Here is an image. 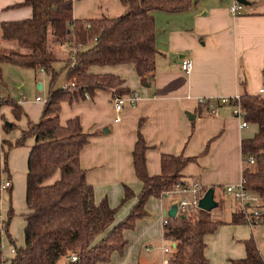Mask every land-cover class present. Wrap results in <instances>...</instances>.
Instances as JSON below:
<instances>
[{"label":"trees","instance_id":"obj_1","mask_svg":"<svg viewBox=\"0 0 264 264\" xmlns=\"http://www.w3.org/2000/svg\"><path fill=\"white\" fill-rule=\"evenodd\" d=\"M119 1L125 8L119 16L75 19L72 0H23L10 8L31 7L32 17L1 24L2 38L12 42L15 49L0 48V86L5 84L2 67L5 62L51 75L49 96L38 122L30 119L22 104L0 93V109L9 107L13 117L12 121L0 113L3 132L7 135L14 130L21 132L15 141L0 142V178L8 171L7 152L24 147L30 139L34 141L28 157L24 240L18 246L9 236L16 253L11 264H59L62 259L64 264H109L112 255L123 253L127 245L124 231L135 229L138 221L149 216L146 210L149 199L161 198L171 190L182 180L183 170L194 162V158L182 154L163 155L161 174L150 176L146 158L149 147L139 134L133 164L143 187L127 218L110 230L118 210L107 200L96 203L94 188L80 165V154L91 135L83 131L79 118L61 124L62 105L86 101L85 93L92 97L98 91L111 92L113 97L132 93L119 76L95 73L94 68L133 65L141 83L153 85L159 54L154 13H180L195 4L192 0ZM51 43L69 50L63 69L67 85L62 88L55 85L59 74L54 65L58 58L51 52ZM72 53L76 62L71 59ZM235 104L231 99L229 105ZM239 104L244 112L243 121L257 126L252 138L241 141L243 159L250 156L255 161L252 168L243 165L242 181L244 188L260 196L264 203V97L243 93ZM201 106L207 107L208 103ZM24 120L26 125L22 128L20 123ZM212 141H208L207 147ZM57 173L60 178L48 183ZM134 197L132 189L126 187L122 206ZM13 216L11 208L5 232ZM261 222L264 224V212ZM224 224L212 220L211 214L202 210L183 219L168 218L163 238L175 245L170 264H208L205 239ZM228 224H247V220L239 211L232 214ZM2 241L0 229V264L4 263ZM243 245L245 258L231 260L232 264H264L253 238ZM73 257L77 260L73 261Z\"/></svg>","mask_w":264,"mask_h":264},{"label":"crops","instance_id":"obj_2","mask_svg":"<svg viewBox=\"0 0 264 264\" xmlns=\"http://www.w3.org/2000/svg\"><path fill=\"white\" fill-rule=\"evenodd\" d=\"M192 1L195 4L184 12L154 13L159 54L153 85L144 86L133 65L94 68L95 73L119 76L132 93L140 94V101L135 107L126 106L121 113H116L113 94L104 91H98L91 101L62 105L61 124L66 125L69 120L79 118L83 131L91 135L89 143L80 154V165L87 172V182L94 188L96 203L107 200L112 208L119 210L116 214L119 218L121 213L126 216L136 205L143 187L133 164V151L139 134L149 147L146 158L150 176L161 174L163 155L182 154L194 158V162L183 170L182 180L188 182L196 179L204 189L213 188L214 200L216 191L218 193L217 202L230 198L222 193L226 185H238L242 181L244 159L241 155V141L252 138L257 132V126L248 123L246 128L241 129V121L234 116L232 106L220 104L218 100L240 97L243 93L255 96L264 88V0L261 3L245 0L247 4L238 16L229 13L232 0ZM21 3L23 0H0L2 49L14 47V44L2 38L1 24L32 17L31 7L10 8ZM124 10L119 0H77L73 4L75 19L116 17ZM183 59L192 61V69L188 74L181 70ZM201 99L206 100L204 104L208 103L207 107L201 106ZM35 102L41 108L34 110L37 105L35 103L23 106L30 119L38 122L45 100ZM9 110V107L3 106L0 113L13 121ZM187 114L194 116V119H189ZM25 125L26 120L20 123L22 128ZM20 133V130L12 131L8 135L9 140L15 141ZM5 137L1 132L0 142ZM211 139L213 141L207 147ZM33 143V139H30L24 147L7 152L8 171L3 174L2 182L9 180L12 187L0 194L7 195L10 201V208L6 205V211L2 205L0 216L8 223L11 208L14 210L13 218L19 215L23 226L21 241L24 240L25 228L23 215L27 212L28 157ZM59 178L60 173H57L48 183ZM126 187L132 189L135 197L122 208L121 201ZM162 197L165 198L164 194ZM0 200L3 204L6 202L1 197ZM15 200H18V209L14 207ZM232 201L234 206L222 203L221 208H230L227 220L216 219L213 217L214 210L210 212L212 220L226 224L205 239L208 264H232L231 260L245 258L243 242L250 238H253L261 254L255 236V228L259 225L249 227L247 224H228L232 214L237 211L238 203ZM154 202L155 198L151 197L146 205L148 212ZM160 206L161 218H164L170 202L162 201ZM152 219L148 216L140 221L149 220L145 222L149 228ZM10 224L8 232L3 234V240L6 235L11 260L8 262L3 253V264H11L15 257L9 239ZM145 252L150 253L147 250ZM116 255H112L109 264H117V260H114ZM135 256L131 252L128 254V257ZM261 256L264 259V253ZM126 261L127 258L120 264H127ZM133 264H140V261Z\"/></svg>","mask_w":264,"mask_h":264},{"label":"rangeland","instance_id":"obj_3","mask_svg":"<svg viewBox=\"0 0 264 264\" xmlns=\"http://www.w3.org/2000/svg\"><path fill=\"white\" fill-rule=\"evenodd\" d=\"M255 1L261 3L263 0H255ZM50 48L53 56L58 58V61L54 65L55 72L59 74L55 84L56 88L65 87L67 85V81H66V72L63 71V69L66 66V57L68 56L69 50L65 49V47L63 46L54 43L50 44ZM5 49L9 51L10 49H15V47H7ZM2 67L4 72L5 84L0 86L1 95L3 97H9L18 103L19 102L23 103L22 105L24 106L35 103L37 105H35V107L33 108L34 110L41 108L40 104L36 103L35 100L38 96L44 99L45 102L48 99L49 91H50L51 75L45 73L44 71L39 72V71H35L34 69L23 68L11 62H5L2 65ZM40 87H42L41 90ZM9 115H11L10 110H9ZM1 132L2 134H4V137L6 136L4 139H9L8 135L3 132L2 125L0 127V133ZM250 168H252V166H250ZM3 176L4 175H2V177L0 178L1 184L4 178ZM1 192L2 191L0 190V194ZM215 195H216L215 200L217 202L218 201L217 191ZM0 197L6 201L3 204V202H1L0 200V210L3 205L4 206L3 210L6 211L8 205L10 208L9 198L4 193ZM162 201L166 203L167 199H165L164 197L155 198V202L151 206V211L148 212V210L146 209L149 216L153 218L151 220L149 228L146 227L145 222L149 221L150 219L144 222L139 221L137 223L136 228L133 230L124 231V238L127 240V245L123 253L115 252V254L117 255L116 257H114V260H117L116 262L117 264L122 263V260L126 258H127L126 261L127 264H133L135 261L136 263L140 261V264H146V263L162 264L163 260L167 258V255L163 253V248L170 246V241H167L163 238V216L161 218V206H160ZM17 203L18 200H15L13 202L14 207L16 209H18ZM217 203H218V208L214 209L213 217L220 220H227V218H229L230 216V211H229L230 208H225V209L221 208L222 203H224L225 206H234V202L232 201V199L227 198L224 202L223 200H220V202ZM236 205L237 206L235 211L237 210L236 212L241 211L243 213L241 206L239 204ZM125 206L126 204H124L122 208H124ZM129 213L126 216H124L123 213H121L120 218L116 216V219L112 224V226L110 227V230L113 229L115 226L119 225L122 221H124L129 215ZM260 224L261 225L255 228V236L259 245V249L262 254L264 253V224L262 222ZM9 231L12 239L17 244L18 243L21 244L23 241V240L21 241L23 226L18 214L16 215L15 218H13L10 224ZM101 240L102 238L99 241ZM146 248L150 249L149 254L145 252L147 250ZM3 249H4L3 253L6 256L5 259L8 260V262H10L11 253L6 235L4 236V240H3ZM129 252H131L132 255H136V256L134 258L128 257ZM128 259L130 260V262H128ZM8 262H6L5 264H9ZM59 264H64V259H62ZM111 264H114V262H112Z\"/></svg>","mask_w":264,"mask_h":264},{"label":"built area","instance_id":"obj_4","mask_svg":"<svg viewBox=\"0 0 264 264\" xmlns=\"http://www.w3.org/2000/svg\"><path fill=\"white\" fill-rule=\"evenodd\" d=\"M72 1L75 2L77 0H72ZM243 8L244 5L240 4L237 0H232V4L229 8V13L231 16H238L242 14ZM69 47L71 48V50H73L71 44L69 45ZM70 56L73 62H76L75 53H72ZM191 69H192V61L190 59H183L181 61V70L184 73L188 74L191 71ZM258 95L264 97V88H261L258 91ZM84 96L86 101H91L93 99V97L89 93H85ZM140 98H141L140 94L136 92L125 96L114 97L113 104L116 113H121L126 106L135 107L140 101ZM231 99H234L236 101V104L232 106L233 114L241 121L240 128L244 129L247 127V123L242 119L244 112L239 104V97L221 98L218 100V103L229 105ZM36 101L40 102L42 101V98L37 97ZM200 102L202 104L206 102V100L201 99ZM116 121H119V118H116ZM254 163L255 161L253 157L250 156L246 157L243 162L245 166H249V167L253 166ZM11 187H12L11 181L9 180L4 181L0 185V190L3 191ZM206 191L207 190L204 189L201 186L200 182L196 179H191L188 182L181 180L177 182L171 190L166 191L164 193V196L167 199V201L170 202V206H172L173 204L177 206V216L178 215L189 216L192 212L200 210L198 208L199 201L203 197ZM222 193L224 196H228L233 200H235L241 206L243 210V214L245 215L247 220V225L249 227L260 225L261 216L262 213L264 212L263 200L257 194L251 193L249 192V190H246L244 188L243 181H241L238 185H226L223 188ZM170 206L168 210L170 209ZM168 218H169L168 216L164 215L163 218L164 226L168 224ZM6 225H7L6 220L0 216V229L2 231V234H4L6 230ZM174 247H175L174 244L172 245L170 244V246L163 248V253L167 255V258L163 260L162 264H170L169 256L173 252ZM2 249H3V245H2ZM147 251H150V249L148 248ZM12 252L16 254L14 249L12 250ZM72 260L76 261L77 258L73 257Z\"/></svg>","mask_w":264,"mask_h":264},{"label":"water","instance_id":"obj_5","mask_svg":"<svg viewBox=\"0 0 264 264\" xmlns=\"http://www.w3.org/2000/svg\"><path fill=\"white\" fill-rule=\"evenodd\" d=\"M237 1L242 5L247 4V2L245 0H237ZM41 89H42V87H40V90ZM187 116L189 119H192V120L194 119V116H191L190 114H187ZM217 207H218V203L214 200V189L209 188L205 192L203 197L200 199L198 208L202 211L210 213L212 210L216 209ZM164 215L168 216L171 219H174V218L183 219L185 217L184 215H178L177 216V206L175 204L170 206V209L168 211L166 210L164 212Z\"/></svg>","mask_w":264,"mask_h":264}]
</instances>
